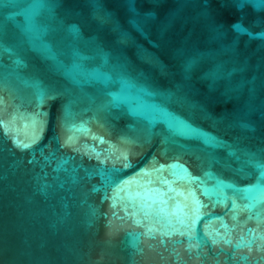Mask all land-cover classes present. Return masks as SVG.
I'll list each match as a JSON object with an SVG mask.
<instances>
[{"label": "water", "instance_id": "obj_1", "mask_svg": "<svg viewBox=\"0 0 264 264\" xmlns=\"http://www.w3.org/2000/svg\"><path fill=\"white\" fill-rule=\"evenodd\" d=\"M0 264H264V0H0Z\"/></svg>", "mask_w": 264, "mask_h": 264}]
</instances>
